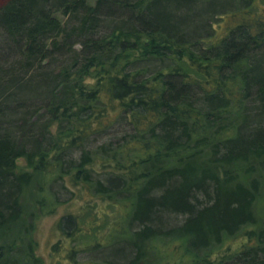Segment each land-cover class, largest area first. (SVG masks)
Instances as JSON below:
<instances>
[{
	"label": "trees",
	"instance_id": "1",
	"mask_svg": "<svg viewBox=\"0 0 264 264\" xmlns=\"http://www.w3.org/2000/svg\"><path fill=\"white\" fill-rule=\"evenodd\" d=\"M74 198L67 259L264 264V0L0 3V264Z\"/></svg>",
	"mask_w": 264,
	"mask_h": 264
},
{
	"label": "rangeland",
	"instance_id": "2",
	"mask_svg": "<svg viewBox=\"0 0 264 264\" xmlns=\"http://www.w3.org/2000/svg\"><path fill=\"white\" fill-rule=\"evenodd\" d=\"M5 0H0V3H2ZM95 0H88L89 5H93ZM59 19L63 20L65 17L61 14L58 15ZM17 167L16 171H21L26 169V163L23 158H19L17 160ZM54 192L56 194H59L61 199H65L70 195V191L65 190L63 187L59 189L58 185L54 186ZM75 197V196H74ZM199 198L202 200L203 198L199 196ZM82 201L78 199H72L68 203V200L60 204L54 214L42 216L38 219L34 232H33V239L35 242V255L40 257L42 260V264H95V263H101L104 260H109L110 251L109 248H101L99 250H92L85 249L84 251H78L76 255H74V260L67 259V252L68 249L71 246L70 240L65 239L60 231H58L55 228V223L58 220L60 216H62L66 212H76L78 211V207L81 205ZM94 204V203H93ZM96 210L101 211L100 209L107 210L105 203H98L95 202ZM110 211V210H109ZM165 219L168 220L169 226L180 224L183 222L184 217L183 216H165ZM237 243V242H236ZM236 243L233 245V247L236 246ZM55 247L53 248V246ZM74 247L76 245H73ZM118 261L125 262L121 257H116ZM227 264H234L227 263Z\"/></svg>",
	"mask_w": 264,
	"mask_h": 264
}]
</instances>
